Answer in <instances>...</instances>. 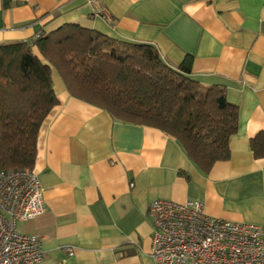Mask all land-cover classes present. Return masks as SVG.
<instances>
[{
  "label": "crops",
  "instance_id": "1",
  "mask_svg": "<svg viewBox=\"0 0 264 264\" xmlns=\"http://www.w3.org/2000/svg\"><path fill=\"white\" fill-rule=\"evenodd\" d=\"M69 22L151 43L172 66L191 55L194 79L227 86L239 129L230 158L205 172L163 130L72 96L53 68L58 103L33 167L47 210L17 223L41 238L40 264H163L149 253L154 199L200 200L213 217L263 223L264 158L250 141L264 130V0H0V45Z\"/></svg>",
  "mask_w": 264,
  "mask_h": 264
},
{
  "label": "trees",
  "instance_id": "2",
  "mask_svg": "<svg viewBox=\"0 0 264 264\" xmlns=\"http://www.w3.org/2000/svg\"><path fill=\"white\" fill-rule=\"evenodd\" d=\"M5 8L13 0H2ZM193 57L180 65L163 59L155 45L113 37L76 22L33 41L0 45V170L33 169L37 138L58 103L52 71L70 94L119 120L159 128L208 172L231 156L239 129V105L224 84L191 76ZM255 158H264V130L251 138Z\"/></svg>",
  "mask_w": 264,
  "mask_h": 264
},
{
  "label": "built area",
  "instance_id": "3",
  "mask_svg": "<svg viewBox=\"0 0 264 264\" xmlns=\"http://www.w3.org/2000/svg\"><path fill=\"white\" fill-rule=\"evenodd\" d=\"M43 187L33 169L0 170V264H40L44 249L37 234L23 233L19 221L46 212ZM152 258L163 264H264V222L209 215L204 203L154 199ZM73 254V249H68Z\"/></svg>",
  "mask_w": 264,
  "mask_h": 264
}]
</instances>
